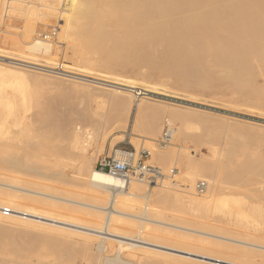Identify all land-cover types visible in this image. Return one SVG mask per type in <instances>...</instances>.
<instances>
[{
  "label": "rangeland",
  "instance_id": "rangeland-1",
  "mask_svg": "<svg viewBox=\"0 0 264 264\" xmlns=\"http://www.w3.org/2000/svg\"><path fill=\"white\" fill-rule=\"evenodd\" d=\"M179 1L190 15L179 18L171 43L168 29L160 31L158 15L154 31L145 38L123 25L114 7L100 10L95 0L88 6L94 10L87 12L90 22L71 13L81 0H0V55L39 68H20L16 75L0 72V117L10 119L0 130V185L4 186H0V206L7 208L5 202L19 195L5 185L25 188L51 196L24 195L33 197L25 207L95 228L106 217L101 207H107L110 194L95 190L97 198L91 197L90 187L80 189L77 175L87 176L112 148L147 150L149 164L167 175L173 170L174 175L155 187L148 202L142 200L134 209L117 206L125 214L147 209L152 223L141 226L140 220L119 215L112 222L129 231H117L125 237H135L139 231L144 237L156 233L149 239L154 246L125 249L118 255L119 245L108 242L110 251L98 252L100 239L88 236L93 234L90 231L0 220V264H212L210 259L230 258V245L242 252L253 248L249 244L264 246V215L235 224L237 215L251 207L264 212V0ZM89 30L101 35L94 47L86 37ZM52 31L56 37L47 42L43 36ZM53 42L56 54H43L37 48ZM115 51L123 54L109 59ZM6 63L0 61V70L5 71ZM121 79L131 82L132 92L144 94L138 100L142 111L131 109L127 116L130 102H116L106 92ZM49 117L55 122H48ZM44 121L49 124L42 126ZM165 122L172 135L162 148L159 138ZM76 124L90 134L85 152L72 148L67 138ZM85 153L86 165L80 171ZM12 156L22 157V163L39 172H51L50 177L26 176L2 165ZM186 160L193 164L187 167ZM188 174L200 176L194 187L198 182L209 186L202 195H216L209 205L187 204V198L200 197L194 188L189 192ZM222 200L228 206L220 212L216 205ZM55 204L67 209H55ZM123 221L128 225L123 226ZM225 245L229 246L225 249ZM87 252L92 255L89 263L83 260ZM242 252L232 253L245 257ZM253 262L264 264V258Z\"/></svg>",
  "mask_w": 264,
  "mask_h": 264
},
{
  "label": "bare ground",
  "instance_id": "bare-ground-1",
  "mask_svg": "<svg viewBox=\"0 0 264 264\" xmlns=\"http://www.w3.org/2000/svg\"><path fill=\"white\" fill-rule=\"evenodd\" d=\"M79 2V0H75V2ZM89 3H90V0H81V2L78 4L77 7H73L72 10L73 12H71L73 15H76L80 20V18L84 19V17L87 15V12L91 10L89 6ZM95 3L97 5H99V9H103L107 6H111V7H114L117 11L116 13L118 12L119 14V21L121 23H123V25H127L129 26L128 28H131L132 31L134 32H140L145 38L148 36V35H151L152 32L154 31V26L155 24L157 25V20L155 19V16H160L161 18V21H158L160 22L162 25H163V28H161L160 31L164 32L168 29L170 35L173 34V31L176 30V25L178 24V20L179 18L181 17H188L190 15V10L186 7V6H182V3L181 1L179 0H95ZM259 3V2H258ZM77 4V3H76ZM251 4V3H250ZM74 5V4H73ZM96 5V6H97ZM76 6V5H74ZM92 6V5H91ZM95 6V5H94ZM98 7V6H97ZM258 7V6H257ZM90 8V9H89ZM262 8V7H261ZM89 9V10H88ZM94 9V8H93ZM111 9V8H110ZM250 9V8H249ZM254 9V8H253ZM71 11V10H69ZM94 11V10H92ZM92 11H90L92 13ZM263 11V10H262ZM95 13V12H94ZM264 13V12H263ZM254 14V13H253ZM246 15V14H245ZM248 15V14H247ZM73 17V16H72ZM117 17V15H116ZM86 18H88L86 16ZM89 19V18H88ZM95 19V18H94ZM245 19V18H244ZM251 19V18H250ZM258 19V18H257ZM97 20V19H96ZM255 20V19H254ZM253 20V21H254ZM84 21V20H83ZM88 22H90L91 20H87ZM93 21V20H92ZM101 22V20H100ZM81 24V23H80ZM87 24H90V23H87ZM93 24V23H92ZM91 24V26H92ZM96 24V23H95ZM101 24V23H100ZM76 25V24H74ZM118 25V24H117ZM237 25V24H235ZM98 26V25H97ZM96 26V27H97ZM191 26V25H190ZM85 27V26H84ZM189 27V26H188ZM237 27V26H236ZM241 27V26H240ZM260 27V26H259ZM92 28V27H91ZM167 28V29H166ZM87 29V27H86ZM191 29V28H189ZM130 30V29H129ZM83 31V35L84 34V30H81V33ZM86 31V30H85ZM107 31V30H106ZM104 32V31H103ZM110 32V31H109ZM123 32V31H122ZM105 33V32H104ZM113 33V32H112ZM112 33L110 34V36L112 35ZM116 33V32H115ZM129 33V32H127ZM106 34V33H105ZM123 34V33H122ZM103 35V33H102ZM101 36V35H100ZM99 36L98 32H95V31H88L86 33V37L89 39V42H90V45L92 46L97 40H99L101 37ZM107 37L109 35H104V37ZM124 36V35H123ZM130 36V35H129ZM183 36V35H182ZM113 37V36H112ZM150 37V36H148ZM167 37V36H166ZM173 35H171V38H170V42L172 43V41L174 40L173 39ZM177 37V36H176ZM118 38V37H117ZM157 38V37H156ZM113 39V38H112ZM126 39V38H125ZM128 39V37H127ZM126 39V40H127ZM144 39V38H143ZM154 39V38H152ZM150 39V40H152ZM173 39V40H172ZM178 39V38H177ZM129 40V39H128ZM136 40H139L136 38ZM142 40V39H141ZM162 40V39H161ZM220 40V39H219ZM103 41V40H102ZM155 41V40H153ZM123 42V41H122ZM151 42V41H150ZM165 42V41H164ZM114 43V42H113ZM121 43V41H120ZM142 43V42H141ZM45 44V43H44ZM53 44V45H52ZM52 44H46V45H42L41 46H37V48L43 53H48V52H52L51 54H56L55 52L57 51L55 45H54V42ZM125 46L127 43H123ZM157 44V43H156ZM48 45V47H47ZM69 46V45H67ZM153 46V45H152ZM50 47V48H49ZM66 47V46H65ZM75 47V46H74ZM94 47V45L92 46ZM91 47V48H92ZM130 47V46H128ZM56 49V50H55ZM71 49V48H69ZM73 49V48H72ZM71 49V50H72ZM126 49V48H124ZM55 50V52H54ZM99 50V49H98ZM91 51V50H90ZM111 51V50H110ZM40 53V52H39ZM104 53V52H103ZM129 53V52H127ZM172 53V52H171ZM123 53L119 52V51H115V52H112L108 55L109 59H114V57H118L119 55H121ZM130 55V54H129ZM128 55V56H129ZM132 55V54H131ZM66 57V56H65ZM223 57V56H222ZM128 58V57H127ZM153 59V57H151ZM150 58V60H151ZM67 59V58H66ZM131 59V58H130ZM57 60V59H56ZM64 60V59H63ZM62 60V61H63ZM141 59H139L138 62H140ZM163 60V59H162ZM227 60V59H226ZM0 61L5 63L7 62L6 64H8L7 66L8 67H5V71H2L0 70V72H4L5 74H11V75H16L17 74V71L16 70H20V68H31V69H39L37 67V65H34V64H31V63H28V62H23V61H18V60H13V58H10L9 56H5V55H0ZM55 61V60H54ZM131 61V60H129ZM166 61V60H164ZM85 62V61H84ZM110 62V61H109ZM155 62V61H154ZM110 63H113V62H110ZM143 63V62H142ZM152 64V62H149ZM13 65V67H10V65ZM51 64V63H50ZM116 64V63H115ZM123 64V63H122ZM128 64V63H127ZM163 64V63H162ZM111 65V64H110ZM143 65V64H142ZM154 66V64H152ZM151 65V66H152ZM114 66V65H113ZM117 67V65H115ZM122 66V65H121ZM132 66V65H131ZM134 66V65H133ZM137 66V65H136ZM152 66V67H153ZM64 66H60V68H63ZM150 67V66H149ZM70 68V67H69ZM76 68V67H75ZM79 68V67H78ZM138 68V67H137ZM71 69V68H70ZM74 69V68H73ZM132 69V68H131ZM42 70V69H41ZM86 72H88L89 74L92 75V72L91 71H87L85 70ZM62 72V71H61ZM74 72V71H73ZM79 72V71H78ZM69 77V76H67ZM73 77V76H71ZM89 79H93L92 77H88ZM248 79V78H247ZM98 83V82H97ZM185 83V82H184ZM183 83V84H184ZM114 85L116 86H108L110 88L108 89H105L106 92L111 95L113 98H115V101L116 102H119V101H129L130 102V106L127 110V116H129V113H130V110H135L137 112H140L142 111L143 109V104L141 102H138L139 100V96L141 95H144L141 91L139 92H132V90H129V85H131V82L129 81H124V80H118L117 83H113ZM58 85V84H56ZM196 85V84H195ZM99 86V85H98ZM103 86H106V85H103ZM91 90V89H90ZM99 90V89H98ZM97 90V91H98ZM94 92L96 93V91L94 90ZM99 93V92H98ZM131 93H134V95H131ZM146 93V92H144ZM102 94V93H101ZM84 95V94H83ZM103 96V95H101ZM108 96V95H107ZM111 97V98H112ZM127 104V103H126ZM54 105V104H53ZM116 105V104H115ZM52 107V106H51ZM70 107V106H69ZM56 109V108H54ZM59 110V109H58ZM2 111V110H1ZM47 116V115H46ZM45 116V117H46ZM52 118V116H51ZM63 118V117H62ZM65 118V117H64ZM18 119V118H17ZM46 119V118H45ZM10 120V119H9ZM8 118L7 117H0V130L3 129L6 124L8 123ZM48 122H52L54 123L55 121H51L50 117L47 118ZM46 120V121H47ZM42 121V120H41ZM48 122H42V126H47L49 123ZM61 123V121H59ZM65 122V121H64ZM45 123V124H44ZM47 123V124H46ZM58 123V122H57ZM63 123V122H62ZM59 124V123H58ZM66 125V123H64ZM152 124V123H151ZM149 124V125H151ZM55 125V124H54ZM62 124H60L61 126ZM41 126V125H40ZM50 126V125H49ZM58 126V125H57ZM63 127V126H62ZM85 126H82L80 124H76L74 125L73 127H71V129L69 128V131L67 132V138H69L70 140V145L72 148H74L75 146L76 147H79L80 150H82L83 152H85V142L87 139H89V136L90 134L86 131V129L84 128ZM154 127V126H152ZM65 128V127H64ZM43 130V129H42ZM67 131V130H65ZM125 131V130H124ZM150 131V130H149ZM156 133V132H155ZM171 133V132H170ZM162 134V133H161ZM211 134V133H210ZM172 135V134H171ZM157 136V134H156ZM200 137V136H199ZM10 139V138H9ZM161 139V137L159 138V140ZM159 140H157L159 142ZM34 143V142H33ZM11 143H9L10 145ZM235 145V144H234ZM24 146V145H23ZM35 147V145H33ZM32 147V146H31ZM4 148V147H3ZM228 148V147H227ZM170 149V148H169ZM36 150V149H34ZM160 150V149H159ZM179 150V149H178ZM16 155V154H15ZM14 155V156H15ZM86 153L82 156V161H81V165H80V168L79 170L83 171V168L84 166L86 165ZM4 156V155H3ZM8 156V155H7ZM14 156H12L13 158L10 157V159L7 160V158L4 160L5 162L1 161L3 164L2 165H6L8 167H11V168H15V169H19L20 172L22 174H25L26 176H30L32 174V176L34 175H41L43 177H50V173H45L44 172H39L37 171L36 169H34L30 163L29 164H24L22 163V161L19 159L22 157H19V158H14ZM36 156V155H35ZM2 159V158H1ZM7 160V161H6ZM186 166L189 167L191 166L193 163L191 160H186ZM263 164V163H262ZM262 164L260 165V167H262ZM88 167V166H87ZM7 168V167H6ZM46 170V169H45ZM20 173V174H21ZM83 172H79L78 175H77V179L78 181L81 183V185L86 186V187H78L80 188L81 190L82 189H85V188H88L90 187V193H91V197L93 198H97L96 195H98L96 191L97 190H101V191H104V192H107L108 194H110V198H109V202H108V205L107 207H105L104 209L101 207L102 210H104V213L106 215L105 219L103 222H101V224H99V226L95 227V228H88V227H79V226H76V225H73L71 223H68L69 221L67 220V218H65L64 216H52L51 213H39L37 212L36 210L34 209H30V208H27V206L25 207L24 206V203L27 201V200H33L31 198L33 197H29V196H24V195H27L29 193H34L36 195H39V196H43V197H51L45 193H37V192H32V191H29L27 189H23V188H19V187H13V186H10V185H5L6 187H10L11 189H14V192H18L19 195H17V193H14L17 195L16 198L12 197V199L10 201H7L5 202L7 204V208H9L11 210V213H9V215H3L0 213V220H5V221H9V222H19L20 223H27L29 224L30 222H33V224H42V226H51V227H56L57 224L59 225H64V226H68V227H71V228H79L80 230H86L87 232L90 231L91 235H88V236H91V237H94V238H98L100 239V245L98 246V252H108L110 251L109 250V244L108 242H115L119 245V252H118V255H120L125 249H132V248H136L138 246H154L151 242H149V239H152L154 238V235H156V233H149L146 237L142 236V232L139 231V233L137 234V236L135 237H125V236H122L121 234H119L117 231L120 230L116 225H113L112 222L116 219L117 216H114V215H119V216H124V217H127L128 219L127 220H140V225L143 226L144 222H151L149 221V219H147V216H148V210L147 209H144L142 212L140 213H136L133 212L130 213V214H125V213H122L121 211H119L117 209V206H120L123 207L125 206L129 209H134V207L136 206H140L141 205V201L142 200H145L146 202H148L149 198L151 197V194L153 193V191L155 190V187L156 186H149V189L147 191H145V188H143V184H140V183H137V182H132L130 183L127 187H125L124 189H118L116 186H118V183L117 181L112 178L108 173H103V172H97L95 171L93 168H91L90 170V173L87 174V176L83 175L82 174ZM55 174V173H54ZM24 176V175H23ZM200 176L198 175H195V174H188V179H189V186H188V190L189 192L193 191V184L195 183V181L199 178ZM183 178V177H182ZM68 179V178H67ZM218 179V178H217ZM70 180V179H69ZM187 180V179H186ZM11 181V180H10ZM55 181V180H54ZM262 183L264 182L261 181ZM212 185H213V188L215 187L216 188V184L214 183V181H212ZM0 186H3V185H0ZM66 186V185H65ZM4 187V186H3ZM262 187H263V184H262ZM209 188V186L207 185V189ZM88 189V190H89ZM240 189V188H239ZM238 189V190H239ZM244 189V188H242ZM241 189V190H242ZM254 189V188H253ZM264 189L261 188V190ZM96 190V191H95ZM237 190V191H238ZM257 191V189H255ZM259 190V189H258ZM1 191V190H0ZM212 191V190H211ZM254 191V190H253ZM263 191V190H262ZM261 191V192H262ZM4 192V191H3ZM12 192V191H11ZM57 192V191H56ZM63 193V192H62ZM69 193V192H68ZM89 193V194H90ZM106 193V194H107ZM156 192H154L155 194ZM159 193V192H158ZM259 193V192H257ZM7 194V193H5ZM14 194H12L14 196ZM105 194V193H104ZM238 194H241V193H238ZM11 195V193H10ZM167 195V194H166ZM99 196H102V195H99ZM106 196V195H105ZM155 196H160L159 194H156L154 195ZM197 196H200L199 198H187V204L189 206H198V205H206L208 204L209 200L213 199L216 195L214 194H211V195H197ZM203 196V197H202ZM261 196V195H260ZM164 197V196H163ZM57 198V197H56ZM93 198H91L93 200ZM160 198V197H159ZM157 198V199H159ZM36 199V198H35ZM59 199V198H57ZM99 199V198H98ZM217 199V198H216ZM61 200V199H59ZM63 200V199H62ZM154 200V199H153ZM152 200V201H153ZM171 200V199H169ZM65 201V200H64ZM69 201V200H67ZM161 201V200H160ZM71 202V201H69ZM258 202V201H257ZM0 203H2L0 201ZM45 203V202H43ZM1 205V204H0ZM209 205V204H208ZM54 207H56L55 209H67L66 207L64 208L62 205H58V204H55L53 205ZM147 206V205H146ZM218 210L221 212L222 209L227 205L226 201H220L218 203V205H216ZM1 208L3 206H0ZM92 207V206H91ZM199 207V206H198ZM98 208V207H97ZM195 208V207H193ZM70 209V208H69ZM96 209V208H95ZM124 209V210H125ZM186 210V209H184ZM130 211V210H129ZM96 213V212H95ZM97 213H100L97 212ZM102 214V213H101ZM264 215V212H261L258 207L254 206V207H251L249 208V210H247L246 212H241L237 215V218L235 220V224L236 225H241L243 223L244 220L248 219V218H252L253 217H263ZM61 219H59V218ZM64 217V219H62ZM34 219V220H33ZM63 220V221H62ZM126 220V221H127ZM68 221V222H66ZM126 221H123L121 222L122 224H124L123 226L125 225H128L127 223L125 224L124 222ZM117 223V220L115 221ZM119 222V220H118ZM115 223V224H116ZM120 223V224H121ZM133 223V222H131ZM152 223V222H151ZM131 225V224H130ZM129 225V226H130ZM134 225V224H133ZM256 226V225H254ZM41 227V226H40ZM258 227V226H257ZM44 228V227H42ZM259 228V227H258ZM49 229V227H48ZM261 229V228H259ZM68 230V229H67ZM146 230V229H145ZM129 232V231H126V230H120V232ZM147 231V230H146ZM95 233V234H94ZM4 234V232H3ZM244 235V234H243ZM127 236V235H126ZM7 237V236H6ZM220 237V236H219ZM3 238V237H2ZM221 238V237H220ZM1 239V237H0ZM118 239H124V240H127L129 242H132L130 244L128 243H124V241H120ZM235 240V239H234ZM233 241V239H232ZM238 241V240H237ZM190 242V241H189ZM14 244V243H13ZM11 244V245H13ZM16 245V244H15ZM250 247H253L252 249L248 250V251H245L242 252L243 250L241 251H237L236 250V247H232V245H225V249L226 247L229 248V252L231 250H233L232 252L234 253L235 252H239V255H240V252H242V254H244L245 257H241V256H236L235 254H233L232 252L230 253L231 255L229 256L228 254V259H225L224 258V255L223 257H219V258H215V259H210L212 262V264H231V260L233 259H236L237 262L235 264H255V262H253L254 258H258V259H261V258H264V246L262 245H256V244H249ZM14 246V245H13ZM157 246V245H156ZM188 248L187 249H190L189 248V245H187ZM185 245V247H187ZM173 247V246H172ZM193 247V246H192ZM16 248V247H15ZM227 248V249H228ZM255 248V249H254ZM164 249H168V250H174V249H170V248H164ZM194 249V248H192ZM260 249V250H259ZM185 250V249H184ZM191 250L187 251L190 253ZM200 252V251H199ZM186 253V252H185ZM192 253V252H191ZM195 253V252H194ZM203 253V252H202ZM188 254V253H187ZM186 254V255H187ZM193 254V253H192ZM238 254V253H236ZM210 255V254H209ZM217 255V254H216ZM209 257L212 258V255H210ZM217 257V256H215ZM188 258V257H187ZM203 258V256H202ZM206 258V257H204ZM214 258V256H213ZM91 259H92V255L91 253L87 252L85 254V256L83 257V260L85 263H89L91 262ZM189 259V258H188ZM209 260V258H208ZM202 261V260H201Z\"/></svg>",
  "mask_w": 264,
  "mask_h": 264
},
{
  "label": "built area",
  "instance_id": "built-area-1",
  "mask_svg": "<svg viewBox=\"0 0 264 264\" xmlns=\"http://www.w3.org/2000/svg\"><path fill=\"white\" fill-rule=\"evenodd\" d=\"M55 37L56 31H52L50 34L44 35L43 39L49 42ZM170 127V124L165 122L159 142L162 148H166L170 141L169 139L172 134ZM149 156L150 153L147 150H141L137 153L134 149L123 150L112 148L108 155H103L98 158L94 170L108 173L117 181L118 186L116 187L118 189H124L132 182H137L149 187L158 186L165 179H172L174 176L173 170H170L168 175L165 174L157 166L148 163ZM173 186L176 185L173 184ZM206 190L207 184L205 182H198L194 187V191L197 195H202ZM0 213L9 215L11 210L6 207H0Z\"/></svg>",
  "mask_w": 264,
  "mask_h": 264
}]
</instances>
